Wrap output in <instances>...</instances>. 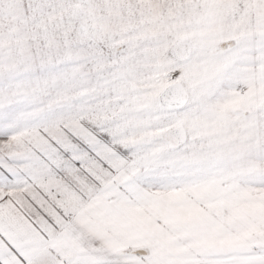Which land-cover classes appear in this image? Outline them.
Returning <instances> with one entry per match:
<instances>
[{"label": "snow or ice", "instance_id": "6c2138e0", "mask_svg": "<svg viewBox=\"0 0 264 264\" xmlns=\"http://www.w3.org/2000/svg\"><path fill=\"white\" fill-rule=\"evenodd\" d=\"M0 264H264V0H0Z\"/></svg>", "mask_w": 264, "mask_h": 264}]
</instances>
